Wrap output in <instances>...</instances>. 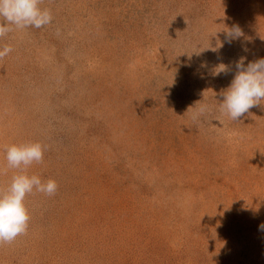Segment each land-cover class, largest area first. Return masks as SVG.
<instances>
[{
    "label": "rangeland",
    "instance_id": "1",
    "mask_svg": "<svg viewBox=\"0 0 264 264\" xmlns=\"http://www.w3.org/2000/svg\"><path fill=\"white\" fill-rule=\"evenodd\" d=\"M40 7L50 25L0 39V194L5 149L37 142L25 171L58 190L26 197L0 264H264V101L220 107L235 62L264 58V0Z\"/></svg>",
    "mask_w": 264,
    "mask_h": 264
},
{
    "label": "clouds",
    "instance_id": "2",
    "mask_svg": "<svg viewBox=\"0 0 264 264\" xmlns=\"http://www.w3.org/2000/svg\"><path fill=\"white\" fill-rule=\"evenodd\" d=\"M41 0H0V39L15 29H40L52 23L50 10L41 9ZM243 35L240 28L228 32L231 39ZM229 39V43L231 42ZM10 46L0 48V59L8 56ZM247 57L235 62L236 74L230 86L221 92V109L234 121L240 120L253 107L264 101V58L245 63ZM226 72L227 65L221 64ZM217 74V75H218ZM203 111V109H201ZM4 158L12 169L20 170L13 176L6 193L0 194V244L12 243L28 230L30 215L25 205L26 197L35 192L54 195L58 185L54 180L42 181L38 175H28L26 169L44 159V146L40 143L10 145L5 149ZM264 231V224L259 226Z\"/></svg>",
    "mask_w": 264,
    "mask_h": 264
}]
</instances>
